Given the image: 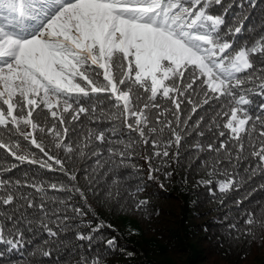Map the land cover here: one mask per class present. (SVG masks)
<instances>
[{"label": "snow or ice", "instance_id": "obj_1", "mask_svg": "<svg viewBox=\"0 0 264 264\" xmlns=\"http://www.w3.org/2000/svg\"><path fill=\"white\" fill-rule=\"evenodd\" d=\"M221 2L0 0V13H7L0 14V150L6 160L59 172L67 181L49 183L27 174L15 179L9 173L16 165L0 161V244L6 245L0 258L6 252L23 255L24 229L31 232L33 224L47 239L30 255L53 257L60 233L79 226L73 221L83 224L80 218L87 213L69 203L72 193L87 203L69 167L75 158H92V173L100 170L96 179L105 177L107 188L118 195L127 183L122 169L139 171L133 163L136 148L151 149L143 157L151 180L160 170L152 167L153 156L163 157L165 167L168 160L179 162L187 137L192 131L203 137L207 127L215 132L212 141L190 147L207 151L196 159L208 175L222 178L201 183L227 194L243 186L237 171L241 161L253 165L245 168L249 176L264 172V102L250 110L252 97L264 101V30L238 46L234 38L242 27L227 26L223 16L209 10ZM205 106L212 109L210 116L199 115ZM106 122L110 127L99 126ZM49 189L68 198L49 196ZM141 191L125 192L136 211L147 204L136 199ZM241 219L243 234L255 239L254 229L264 231V206L245 210ZM88 227L87 234L77 231L74 237L91 250L104 225L91 228L89 222ZM230 230L239 233L236 224ZM105 248L114 253L116 241L107 240ZM79 255L76 264L105 259Z\"/></svg>", "mask_w": 264, "mask_h": 264}, {"label": "trees", "instance_id": "obj_2", "mask_svg": "<svg viewBox=\"0 0 264 264\" xmlns=\"http://www.w3.org/2000/svg\"><path fill=\"white\" fill-rule=\"evenodd\" d=\"M209 10L215 15L223 16L227 26L239 24L242 27L241 33L234 38L238 46L250 44L264 30V0H222L221 4H213ZM252 99L250 110L255 112L264 101L258 96ZM211 114L212 109L208 106L199 112L201 116ZM37 119L43 123L42 117ZM88 126L85 121V132ZM99 126L110 127V124L106 122ZM203 131V137H199L196 131H192L187 137L180 148L179 162L175 159L168 160L165 167L161 165L163 157L153 156L152 167L160 170L154 173L155 178L151 180L148 178L149 164L143 158L151 149L147 146L146 150L136 148L133 163L139 171L136 172L130 167L122 169L127 183L120 188L118 195L116 189L107 188L105 177L96 179L100 170L95 175L92 173V158H75L69 163V167L77 173L79 187L85 192L87 203L75 193L71 194L69 203L87 213L80 218L83 224H80V220L73 221L79 226L61 232L53 250V257L48 258L30 255L41 241L47 239L46 233L33 224L31 232L24 229L26 242L21 250L23 255L20 252H6L0 258V264L24 260L31 264H54V261L76 264L79 254L85 252L91 256L103 254L105 259L101 264H264V231L254 229L255 239L245 236L241 219L245 210L256 211L264 206V188L261 187L264 186V172L257 170L254 175L249 176L245 168L253 165L250 161H241L237 171L243 186L227 194L214 192V184H204L201 181H215L222 177L210 176L200 166L201 160H197L196 156L203 159L208 155L207 151L197 153L190 147L196 142L207 145L212 141L215 132H209L207 127H203ZM44 142L47 144L49 141L45 138ZM0 161L16 165L9 173L15 179H23L27 174L28 177L49 183H67L66 178L59 172H50L28 163L20 164L14 158L6 160L2 150ZM166 172L171 175L165 176ZM129 187L143 188L136 197L147 201L143 210H134L129 197L125 195ZM108 191H112L111 197L108 196ZM48 195L60 199L68 198V194L51 189L48 190ZM238 200H243V203L237 205ZM68 215L72 213L69 211ZM89 222L91 228L104 225L95 234L96 239L92 241L91 250L86 241L81 242L74 237L77 231L87 234L90 231ZM231 224L238 226L239 233L230 230ZM109 239L116 241L117 248L114 253L107 252L105 248ZM29 240L31 243L27 242ZM77 244L81 247L70 256ZM5 248L6 245L0 244V250Z\"/></svg>", "mask_w": 264, "mask_h": 264}]
</instances>
